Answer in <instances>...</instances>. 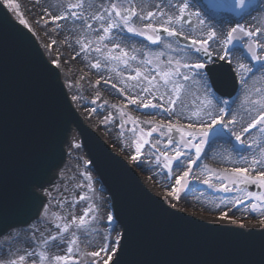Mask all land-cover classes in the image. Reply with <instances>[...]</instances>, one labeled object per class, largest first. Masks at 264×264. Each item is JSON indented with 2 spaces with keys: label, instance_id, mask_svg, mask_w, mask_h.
<instances>
[{
  "label": "water",
  "instance_id": "obj_1",
  "mask_svg": "<svg viewBox=\"0 0 264 264\" xmlns=\"http://www.w3.org/2000/svg\"><path fill=\"white\" fill-rule=\"evenodd\" d=\"M10 13L0 3V219L27 226L24 222L33 215L29 194L38 183L53 189L60 180L71 157L66 147L75 128L123 228L113 264H264V230H257L264 226L244 230L238 223V227L207 223L152 195L121 152H116L121 157L116 155L86 126L69 99L60 68L47 60L35 32L26 26L33 36ZM182 22L192 24L187 17ZM241 187L260 193L253 184ZM159 196L164 200L163 194Z\"/></svg>",
  "mask_w": 264,
  "mask_h": 264
},
{
  "label": "rangeland",
  "instance_id": "obj_2",
  "mask_svg": "<svg viewBox=\"0 0 264 264\" xmlns=\"http://www.w3.org/2000/svg\"><path fill=\"white\" fill-rule=\"evenodd\" d=\"M2 1L3 3H5V6L9 4L13 6L8 8L10 9L12 16L16 17V20H20L21 18H23L27 21L30 30L35 32L37 40H40L43 48L47 49V57L49 58V60L54 65H56V61H59V68L64 75L63 80L65 85L68 87V93L74 101V106L78 107V109L80 110L85 122L87 124H90V126L94 130H97L105 141H109V145L115 152H121L122 158H127L128 163L135 166L139 175L141 176V178L145 179V184L150 187V190L152 192L157 195L163 194L164 200H166V203L169 206H174L175 209H183L184 211H189L191 215L195 217H204L209 222L212 221L216 223H230V225H232L231 223L233 222L235 224L238 223V225H241L244 229L251 228V226H264V223L261 222L262 220H264V207L258 208L257 211H252L251 206L252 204L257 203V201H255L254 199H249L247 197L246 194L250 191L241 190L240 184H232L229 179L225 178L224 172V170H227V172L230 173L233 168H245L248 166V164H250L253 157V153L259 155V152L255 147V143L262 144V139H264V133L260 132L259 127L253 128L248 133H246V135L257 134V138L255 140H246L245 134H242L244 132H238L242 136V140L244 141L243 143L237 141L235 139V136L232 135V132H229L228 129L223 127L222 124H217L215 125L214 129H212V131L209 133L206 143L201 144L200 138L199 136H197L196 139L192 140L191 144H182V137L184 140L190 139V137L186 135V132L188 131L186 125L185 133L178 132L175 129L169 132L167 128H159L158 122L161 121L156 120L155 118L145 117L140 113H128L123 107L124 103L129 100L127 93L124 92L126 96L123 95L121 97L122 92L118 89H122L124 91V88L120 83L115 82V79L112 75H97V81H99L98 85L96 83L89 82V86L87 90H85V86H83L81 83L76 82L73 77V74L64 66L65 63H71V60L72 62L78 61L81 69L83 67L86 70H95V68H93L91 65L97 62L95 60L88 59L87 57L89 63L87 62L85 65L80 62L79 58V55H84L85 52L87 54L95 52L94 49L96 47H93L88 51H81V45H76L73 47H67L68 45L66 44L62 45V39H65V37L63 36L64 27L69 25L77 26L76 20L78 19L73 18L70 15L68 16V18L63 20L53 21L51 19V17H55L65 13L68 9L69 4L76 3L77 0H64L63 5L57 2L56 6L60 10V13L58 14L55 12H49L51 10H47V12L50 13V16L46 14L45 9L43 7L38 9L34 8L30 0ZM107 1L105 0V2L101 4L103 9L109 7L112 3L123 4L124 7L130 6L129 0ZM197 1L202 5L201 8L203 9V11H205V13L211 16L213 19H238L240 23H237L242 26H246L244 23V19L240 18V16L249 12L251 8L246 7L244 10L235 8L234 5L236 3V0H211V2L216 5V7L213 9L208 8L209 0ZM258 1L259 0H252V3L256 4ZM24 4L26 5V7ZM131 6H134L132 0ZM76 11L80 13L81 10ZM102 14L107 15V13H104V11L102 12ZM113 18L115 19L114 16ZM135 19L136 17L132 18L133 26L136 27L138 30L143 31L146 23H142L141 25H139ZM191 20L193 22L192 26L177 22L178 25L184 28V32H182L183 35H180L179 37L184 38L185 36H187L189 39H184L190 43L192 38H190L191 35L189 34V32L196 30L197 26V23L193 19ZM23 25L25 26V24ZM104 26L107 25L105 24ZM155 26L159 28L160 25ZM101 29L102 32L100 33V35H103V28L101 27ZM112 32H117L122 37L130 39L136 44L137 47L141 45L144 48H148L159 47L165 43L172 44L175 46V48H177L179 52L191 53V55L196 58L195 63H203L206 66V63L195 52L193 45L191 47L182 45L179 40L176 39V37H169L167 33H164L162 31V29L159 31L163 34H159L161 36V42L158 44L151 43V41L146 39L145 36L136 35L132 32L127 31V29L124 28L123 25L118 28H113L110 33ZM65 34H67V32H65ZM201 38L199 40H204V38L207 37ZM52 41H56V43L53 44ZM243 44V39L237 40L233 42V45H230V48L238 49L239 54L242 56L243 59L246 60V63L249 67H251V64L253 62L255 65L253 69L254 71H256L260 67L259 62L251 59L250 54H248L246 48L243 47ZM65 47L68 49L64 50ZM207 47L209 48L208 44ZM102 48L103 55H101V53L98 54L104 60V57L108 55L107 53H109V51H111L113 55H120V52H115V50L109 49V47H101V49ZM63 50L67 51V53ZM61 51L65 53L63 54V56L59 53ZM125 51L128 54H131V50ZM143 54H140L139 51L137 52V62L144 74L150 75V70L153 67L152 65L141 64V61H145L146 57V55L144 54L145 57L143 59ZM132 61L133 60H129L128 65H130ZM111 64H114V66L119 69H122L123 66L125 67V64L122 61H111ZM132 68L135 67L133 66ZM204 68L200 70L203 74H205ZM181 71L186 72L187 69H181ZM102 81H105L106 83L110 81L109 83L114 84L116 86L114 87V92L117 96L123 99L121 105L116 104L112 101H105L101 103L102 100L99 98V96L93 94L90 88L97 90L96 88L98 87H95V85L102 86ZM88 90H90L89 94L87 93ZM147 95L148 94L144 96L143 104H147L149 101V98L146 99ZM214 97V104H216L218 101H227V104L219 103L213 115L219 114L218 108H224L225 113L223 114V121L224 123H228L230 118L229 113L231 112V104L233 103V99L223 100L215 95ZM141 101L142 100H138L139 103H136L137 107H140L147 112L150 109L162 110L164 111L163 113H166L168 115L171 121H176V119L172 117L173 115L171 116L170 114L174 112V109L173 111H165V106L166 108H169V104H166L162 108L144 107L141 105ZM81 102L84 103L83 107L87 108L85 111H82L81 107H79V104ZM151 102L153 104H159L153 100H151ZM113 105H116V107H113ZM149 114H151L150 111ZM255 116L256 115H254L253 117ZM253 117H251V120ZM147 120H153L154 123H145V121ZM210 120L211 118L209 117L208 121ZM231 120L232 119H230V121ZM154 128H156L157 130L152 131ZM173 131L177 132L178 141L172 140L173 142L169 144L168 140L169 137H171L172 139ZM149 132H151V136L148 135ZM141 138L147 140L148 143L143 144L141 152L139 154V158L133 159L134 156H137L136 142H142ZM251 141H253V143ZM219 142L224 144L225 148L231 153H233L234 157L232 158L238 161L237 163L225 165L219 164L217 162H212L211 160L206 158V154L211 149V146L216 145ZM249 143L253 144V147L250 148L248 146ZM192 144H197L201 148V152L199 154L198 159L196 149L192 147ZM178 148L184 153V155L180 158L182 161V167L177 168L175 162H173L171 173H169V170L164 167V156L161 155V153H166L169 156H172L175 154V151ZM71 151L73 153L74 164H72L70 169L68 168V175L64 174L60 178L61 180H59L58 183L54 185V188H47L45 190V193L51 194L48 199L54 198V201L63 199L65 201L63 207L59 208L56 207L54 203L53 207L50 209V212H55L59 216L64 217L66 220H71L73 215L77 217L83 215L84 211L89 207V205H92L96 209V211L93 214H90L89 216L90 220L92 215H95L96 219L92 221L90 225V230L88 231L87 235H85V233L82 231L77 232V235L79 237V251L74 252L76 259L80 261L81 264H91L92 258L85 255V253L98 250L99 247L104 243L102 240V236H107L109 235V233L111 235L109 243L116 241H118L119 243L121 230H119L120 228L116 225L115 222L113 224H109L107 222L108 215L105 212L107 205L106 200H104L107 198L104 196L103 193L104 188L102 186H99V184L97 183V190L104 196H101V198L97 194L98 192L95 188L97 176H94V174L91 172V175L87 173L89 171L90 165L84 150L79 144L78 135L73 138ZM157 157H159V162L157 161ZM190 161H194V163L190 164ZM147 164L150 165L153 175L144 177L142 166ZM78 165L82 167V172L78 171ZM185 171L188 172V176L181 181V184L186 183L187 186L184 187L182 191H179V196L178 198H176L174 189L180 188V185H176V178L178 176H182L183 172ZM206 180L208 181V183H205ZM77 184H79L80 187H76ZM89 184L91 185V188L88 187ZM222 184L232 190H221ZM64 188H68V191L63 192ZM262 191H264V189H262ZM62 192L63 196H61ZM169 193H173V195H169ZM187 193L202 196V198L208 201L210 205L218 206V212H216V214L207 212V210H205L206 208L197 198L196 199L199 201L200 204L197 201H192V203L186 201L185 199H183V196ZM83 195H87L88 199H76L79 196ZM237 200L241 202L237 203ZM196 203L199 204V206H195ZM222 216H224L223 219L221 218ZM52 229L53 231H55L54 223L52 224ZM113 229L115 230L113 231ZM14 237L15 236H5L4 239H0V264H6V262L10 258L23 254V250L25 247H30L29 245H25L22 241L18 243ZM118 243L113 244L112 246V257L116 251ZM54 249L56 248L49 247L47 250V254L49 256L64 255L66 254L67 245L62 244L59 248H57L58 250L56 249L57 253L52 255L51 250Z\"/></svg>",
  "mask_w": 264,
  "mask_h": 264
},
{
  "label": "snow or ice",
  "instance_id": "obj_3",
  "mask_svg": "<svg viewBox=\"0 0 264 264\" xmlns=\"http://www.w3.org/2000/svg\"><path fill=\"white\" fill-rule=\"evenodd\" d=\"M129 7H124L123 4L112 3L109 7L104 8V14H95L92 16V19L99 22L101 27L103 28V35H100L96 41L89 40L87 43H81V51H88L92 48L93 43L103 42L104 40L109 39V33L113 28H118L123 25L127 31L132 32L136 35L145 36L146 39L151 41L153 44H158L161 42V36L159 35V31L162 29L164 33H167L169 37H176L183 35L182 32L177 31L175 27L166 26L172 25L174 22L183 21L186 16L191 15L187 12L188 4L182 3L177 7L178 15H168L163 10L159 12V15L162 17H166L164 23H161L159 28L156 27L152 20L157 16L155 11H144L141 9L137 11L135 6H131V0H129ZM7 7H13L12 5H6ZM91 7V5H89ZM160 6L157 5V8ZM216 5L209 0L208 8L213 9ZM235 8L244 10L247 8H253L254 4L252 0H236L234 5ZM84 9V0H77L76 3H70L68 9L65 13L60 14L55 17H51L53 21L63 20L68 18L70 15L76 19H83ZM76 10H81L78 13ZM46 14L50 16V13L45 9ZM239 15V13H238ZM115 17V19L113 18ZM136 17L140 21L147 20L148 23L145 24L144 30H138L132 24V18ZM243 18V17H242ZM20 23L28 26L27 21L23 18L20 19ZM190 23V21H189ZM198 23L203 26L204 21L198 20ZM107 26H104V25ZM87 28L91 29L92 25L87 24ZM151 33V34H149ZM241 34V35H237ZM217 37V33L215 31L209 30L207 33V39L198 40L192 39L191 44L194 47L196 53H206L211 56L212 53L209 51L207 47L208 41L213 40ZM186 40L189 39L187 36L184 37ZM244 40L243 47L246 48L248 54H250L251 59L259 62L260 68L258 70H264V27H246L242 26L239 23L236 24L235 27L231 28L230 31L227 32L226 37L223 40V43L226 45H233L234 41ZM53 44L56 41H52ZM166 47H170V45H165ZM115 47H119V45H115ZM104 48H107V45H104ZM238 49H227V51H233ZM95 52L102 53V49L100 46H97L94 49ZM183 51V50H181ZM191 53H186V60L190 59ZM106 61H122L125 65H128L129 60H136L137 57L135 55L129 56V54L123 49L120 50V55H113L111 51H109L108 55L104 57ZM220 60H226L227 54L220 55ZM154 61L152 59H148L145 61H141V64L152 65ZM159 62V58H157V67L152 68L150 71V75H145L141 68L135 69V75L131 76L130 79L134 81H140L143 83L147 82V86L142 88L144 92H153L160 91L163 88L165 91L160 96L161 100H164L165 96H167V103L169 105L175 106L177 101L181 100V95L188 93L191 91L190 88L187 87L186 82L191 81L193 84L197 85L199 89L203 90V96L197 95L196 93H192L194 99L192 100V104L195 107V110L192 112L194 116H200L201 113L211 117L210 122L205 123L201 121L199 124H189L187 125L188 131L186 135L190 137L188 140H184L183 137L181 139L182 144H191L192 140L196 139L197 136L200 138V143H206L209 133L212 131L213 127L217 124H222L223 127L228 128L229 124H235L236 120L233 118L228 123H224L223 114L225 113L224 108H218V115H213V109L218 107L219 103L227 104V101L217 102L214 104V94L209 91L211 85L207 82V77L200 70L205 67L203 63H189V62H181L180 60H173V58H169L166 61V66L161 67ZM56 67H60L59 61L55 62ZM93 68L99 69L101 67L100 61L98 60L96 63L91 65ZM238 68L241 70V84L245 87V96L244 102L250 105V108L247 109L249 114L251 111L256 112V116L252 118L251 122L247 124L246 127H243L242 131L244 133H248L251 129L259 127L261 133H264V87H255L253 85L251 88L248 86V79L244 78V73H251L252 68L247 64H239ZM181 69H187L186 72H182ZM183 81V82H181ZM99 81H97V84ZM113 87H116L113 85ZM121 92L123 90L121 89ZM75 98V97H74ZM95 102V101H93ZM129 102L132 104L138 103L137 99L129 98ZM144 107H156L162 108L163 104H153L151 100L148 101L147 104H142ZM116 107V105H113ZM165 111H172V108H165ZM145 123H154L153 120H147ZM159 128H167L169 132L175 129L178 132L185 133V125L181 124L180 121L168 122L164 123L163 121L158 122ZM154 128L152 131H156ZM231 130V129H230ZM151 136V132L148 133ZM232 135L235 136V139L240 142H244L242 140V136L240 133L232 131ZM141 141L136 142V153L137 156H134L133 159H138L139 154L141 152V148L144 143H148L147 140L141 138ZM173 141L171 137H169L168 143L171 144ZM255 143V142H254ZM250 148L253 147V144L248 145ZM78 147V145H77ZM192 147L196 149L197 159L199 158V154L201 152V148L197 144H192ZM255 147L259 152V155L253 153L252 160L250 164H248L245 168H233L230 173L227 170L225 172V178L229 179V181L234 184H254L264 189V144L255 143ZM164 156V167L169 170L171 173L172 164L175 162L176 167H182L181 156L184 155L182 151L178 148L175 151V154L169 156L166 153H161ZM157 161L159 162V157H157ZM194 163V161H190V164ZM215 171V170H211ZM188 176V172H183L182 176H178L176 178V185H180L179 189H174L176 198L179 196V191H182L185 184H181V181ZM90 179V177H89ZM205 183H208L206 180ZM43 184H36L33 187V190L29 194V198L31 200L33 215L24 222L27 225L24 228L22 225L8 223L2 219H0V236H11L13 231L19 229L14 237L19 243L22 241L25 245H29L30 247H25L23 250V254L17 255L15 257L10 258L6 264H81L74 255V252H78L79 248V237L77 232H84L87 235L90 230V225L93 220L96 219L95 215H92L91 220L89 219L90 214H93L96 209L89 205V207L84 211L83 215L77 217L75 215L72 216L71 220H66L64 217L59 216L55 212H50V209L53 207L54 203L56 207H63L65 201L63 199L54 201V198L47 199V203H45V198L50 197V193H41L38 192L37 189H43ZM76 187H80L79 184ZM91 188V185H88ZM221 190L223 191H231L232 189L228 188L225 185H221ZM68 188H64L63 192H67ZM63 192L61 196H63ZM169 195H173V193H169ZM247 197L249 199H254L257 203L252 204V211H257L258 208L264 207V191L260 193H252L247 192ZM78 200H86L88 199L87 195L79 196L76 198ZM241 201L237 200V203ZM42 210V211H41ZM226 215V214H225ZM222 219L224 216L221 217ZM118 217H114L109 214L107 216V222L109 224H113ZM264 223V220L261 221ZM54 223V229H52V224ZM115 229H113L114 231ZM22 233V235H21ZM111 235L102 236L103 244L99 247L98 250L85 253L88 257H91V264H109V261L112 259V246L113 244L118 243L111 242ZM62 244L67 245L66 254L64 255H54L49 256L47 254V250L49 247L59 248ZM115 264H119V261H116Z\"/></svg>",
  "mask_w": 264,
  "mask_h": 264
},
{
  "label": "bare ground",
  "instance_id": "obj_4",
  "mask_svg": "<svg viewBox=\"0 0 264 264\" xmlns=\"http://www.w3.org/2000/svg\"><path fill=\"white\" fill-rule=\"evenodd\" d=\"M31 3L33 4L34 8H41L43 7L44 9L51 10L49 12H55V13H60V10L57 8V2H59L61 5H63L64 0H30ZM107 1V0H106ZM105 0H84V9L82 12L83 19H78L76 20L77 26L74 25H69L64 27V32L63 36L65 39H62V45L66 44L68 45L67 47H73L76 45H81V43H87L89 40L96 41L97 38L100 36V33L102 32L101 25L99 22L95 21L92 19V16L99 13L102 14L103 12V7L101 6L102 3H104ZM108 2V1H107ZM132 3L134 4L136 9L140 11L141 9L146 13L147 11H155L157 13V16L153 18L152 23L154 25H160L161 23H164L166 20V17H162L159 15V12L163 10L165 13L168 15H178V10L177 7L182 3H187L188 4V9L187 12L190 13L191 15H188L191 19H193L196 23V30H193L189 32L191 35L190 38L192 39H200L201 37H207V33L209 30L215 31L217 33V37L214 38L213 40L208 41L209 49L210 52L212 53V56L215 57L216 60H220L219 56L220 55H225L227 54V61L230 65L231 68L235 71L238 69L240 78L241 77V70L238 68L239 64H247L242 56L239 54L238 51L233 50V51H227V49H230L228 45L223 43L224 38L227 35V32L231 30V28L235 27L237 24V19L231 20V19H222V20H215L211 16L205 13L203 9L201 8L202 5L197 1V0H132ZM25 5V4H24ZM91 5V7H89ZM157 5L160 7L157 8ZM26 7V5H25ZM61 7V6H60ZM62 8V7H61ZM201 10V11H200ZM39 13V12H38ZM244 19V23L247 25V27H264V0H262L258 5H256L253 10L249 13H246L245 15L242 16ZM136 22L141 25L142 23H148L147 20L145 21H140L137 18L135 19ZM198 20H203L205 23L203 26H201L198 23ZM87 24H91L92 28L88 29ZM79 26V27H78ZM166 26H171L175 27L177 31L179 32H184V28H182L180 25L177 24V22H174L172 25H166ZM67 32V34H65ZM224 33V34H223ZM224 36V37H223ZM198 37V38H196ZM202 39V38H201ZM207 38H204V40ZM119 45V47H115V45ZM104 45H107V48L115 50V52H120L121 49L125 50H131V54L129 56L135 55L137 57V52L139 51L140 54H143L142 57L145 60L147 59H152L154 63L152 64V67L155 68L157 67V58H159V62L161 67L166 66V61L171 57L173 60H180L181 62H189V63H195L196 58L191 55L190 59L186 60V53L179 52L177 48H175L174 45L172 44H162L159 47H148L144 48L141 45L138 47L136 44L131 41L130 39H127L125 37H122L119 33L117 32H112L109 33V39L104 40L103 42H98V43H93V47H104ZM165 45H170V47H166ZM68 48H64V50H67ZM63 50V51H64ZM103 50V48H102ZM61 51L59 52L62 56L65 54L64 52L67 53V51ZM108 54V53H107ZM88 59H92L95 61H100L101 67L99 69L95 70H86L82 67L79 66L78 61L72 62L71 63H65L64 66L69 70L75 79L76 82L81 83L83 86H85V90H87L90 83H96L97 84V75H112L113 78L115 79V82L120 83L122 87L124 88L125 93H127L128 98H135L138 100H142L141 105L143 104L144 101V96H146V99L149 98V100L156 101L159 104H163L164 106L167 103V96H165L164 100L160 99V96L163 94L165 91L163 88L160 89V91H153V92H144L142 91V88L147 86V82L144 81L141 83L140 81H134L131 80L130 77L135 75V69L139 67V64L136 60H133L130 65H125L123 66L122 69H119L114 66V64H111V61H106L102 59L97 52L89 53L87 54L86 52L84 55H79L80 62L85 64L88 62ZM224 61V60H223ZM248 65V64H247ZM88 66V65H87ZM135 68H132V67ZM140 68V67H139ZM254 69L252 68V72ZM154 74V73H150ZM147 75V74H145ZM244 78L248 79V86L251 88L253 85L255 87H264V70H256L252 74L251 73H244L243 74ZM207 77V75H206ZM220 79V78H218ZM183 82V81H181ZM207 82L209 84V81L207 79ZM187 87L191 89L186 94L181 95V100L177 101L175 106L170 105L169 108H172V111L174 109L173 113H170L171 116L176 119V121H180V123L184 125H189V124H199L201 121L208 123L209 116L204 115L201 113L200 116H194L192 112L195 110L194 105L192 104V100L194 99V96L192 93H196L197 95H200L201 97L203 96V90L199 89L197 85L193 84L191 81L186 82ZM98 85V84H97ZM95 87L97 90H92L93 94H96L99 96V98L102 100L101 103L107 101V102H114L116 104L121 105V102L123 99H121L119 96L116 95L114 92V89L107 86V85H102V86H97ZM90 90L87 91L89 94ZM211 91V88L209 89ZM153 93V94H151ZM150 94V95H149ZM149 96V97H148ZM244 96H245V87L241 84L238 97L234 105L232 106V110L229 113L230 119L235 118L236 123L235 124H229V127L227 128L229 132L235 131V132H240L242 131L243 127H246L249 122H251V117L256 115L255 111L249 112L247 109L250 108V105L246 104L244 102ZM139 103V102H138ZM84 103H80L79 107H81L82 111H85L87 108L83 107ZM124 109L129 113H140L144 115L145 117L149 118H155L156 120L159 121H164L165 123L168 122H173L175 123L176 121H171L170 118L166 113H163L164 111L158 110V109H150L149 111L151 114H149V111H144L142 108L137 107V105H133L132 103L126 101L123 105ZM166 108V106H165ZM216 108L213 109V114L215 113ZM228 115V116H229ZM211 118V117H210ZM228 121V122H229ZM215 127V126H214ZM213 127V129H214ZM92 128V127H91ZM93 129V128H92ZM111 129V127H110ZM231 129V130H230ZM245 134L246 140H255L257 138V134ZM77 135L76 131L73 130V136L71 138V141L69 145L66 147V149H69L70 151V159L67 162V165L62 167L61 175L60 178L66 174L68 175V168L74 164V159H73V153L71 151L72 148V143H73V138H75ZM253 143V141H251ZM251 144V143H249ZM262 144H264V139H262ZM233 153H231L229 150H227L222 143H218L216 145H212L211 149L207 152L206 158L211 160L212 162H217L219 164H234L237 163L238 161L234 160ZM82 167L80 165L77 166L78 171L82 172L83 170L81 169ZM142 171L144 172V177L153 175V172L151 170L150 165H143L142 166ZM93 173V170L89 168V171L87 172L88 174ZM91 175V174H90ZM95 176V174H94ZM61 180V179H60ZM97 180V178H96ZM58 183V181H55V185ZM98 181L95 183V188L96 191L98 192L97 194L101 197H106V210L105 212L107 215L111 214V208H110V199L109 196L104 192V196L97 190L98 188ZM164 184V183H163ZM100 186V184H99ZM167 186V185H166ZM49 188V187H48ZM47 189V188H46ZM46 189H38L39 192L45 193ZM192 195L190 193H187L183 196V199L186 201H189L192 203V201H199L202 203V205L206 208L207 212L216 214L218 212L219 207L216 205H210L208 201H206L202 196L199 195ZM101 197V198H102ZM199 200H197V199ZM194 204V203H193ZM200 204V203H199ZM199 204H195V206H199ZM104 212V213H105ZM212 222V221H211ZM232 226H235V223H231ZM241 226V225H239ZM262 226V225H260ZM242 227V226H241ZM249 229V228H248ZM119 232V231H118ZM57 249V248H56ZM56 249L51 250V254L54 255L57 253ZM58 250V249H57ZM53 251V252H52Z\"/></svg>",
  "mask_w": 264,
  "mask_h": 264
}]
</instances>
